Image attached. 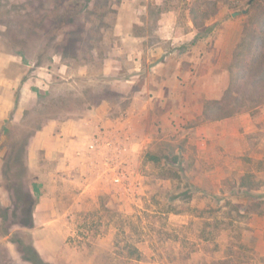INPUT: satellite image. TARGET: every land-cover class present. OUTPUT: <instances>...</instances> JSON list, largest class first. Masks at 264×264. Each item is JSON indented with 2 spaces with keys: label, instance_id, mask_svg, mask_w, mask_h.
I'll list each match as a JSON object with an SVG mask.
<instances>
[{
  "label": "rangeland",
  "instance_id": "rangeland-1",
  "mask_svg": "<svg viewBox=\"0 0 264 264\" xmlns=\"http://www.w3.org/2000/svg\"><path fill=\"white\" fill-rule=\"evenodd\" d=\"M138 35L184 51L201 44L190 120L176 99L175 130L143 146L121 137L93 175L62 177L45 152L30 164L29 137L47 118L75 117L104 94L116 116L138 105L121 97L126 78L104 74ZM0 44L24 56L31 77L40 63L59 67L43 75L41 105L19 126L0 125V264H264V119L241 137L194 128L264 92L244 83L264 78V0H0Z\"/></svg>",
  "mask_w": 264,
  "mask_h": 264
},
{
  "label": "crops",
  "instance_id": "crops-1",
  "mask_svg": "<svg viewBox=\"0 0 264 264\" xmlns=\"http://www.w3.org/2000/svg\"><path fill=\"white\" fill-rule=\"evenodd\" d=\"M135 39L138 44H120V54L105 59L104 74L116 72L126 78L128 90L121 97H136L138 105L127 107L121 117L116 116L111 111L109 95L104 94L106 98L103 96L100 103L86 106L75 117L47 118L29 137L30 164H39L41 154L45 152L55 159L52 164L60 171L56 174L62 177L88 176V171L93 175L99 172L96 170L98 153L120 141L121 137L131 136L132 140L138 139V146H143L163 132L175 130L179 124L174 120L176 99L182 104L183 125L185 120H190L192 94L188 82L193 73L197 77L200 61H207L206 55L201 54V44H192L184 51L174 48V44H144L142 35ZM30 68L22 54L0 44V125L19 126L26 111L41 105L40 97L49 86L47 76L43 75L59 70L54 66L45 73L42 71L44 65L40 63L37 65L39 76L31 77ZM65 68L60 71L72 69L67 65ZM76 73L71 76L74 80L78 76ZM130 83H136V87ZM198 96L204 95L199 92ZM184 98L188 100L184 101ZM263 119L264 110H260L203 122L194 128L196 135L208 139L215 131L222 138L241 137L261 130ZM91 144H95V148H90Z\"/></svg>",
  "mask_w": 264,
  "mask_h": 264
},
{
  "label": "trees",
  "instance_id": "trees-1",
  "mask_svg": "<svg viewBox=\"0 0 264 264\" xmlns=\"http://www.w3.org/2000/svg\"><path fill=\"white\" fill-rule=\"evenodd\" d=\"M250 1L254 2L256 0H250ZM237 58H238V56H237ZM243 59L247 60L246 57H244ZM250 77H251V75L248 76L246 78V80L244 81L246 87L251 86V87H254V89H256V90L260 89V88L264 89V78L263 79H256V78L251 79L252 77L251 78ZM238 84H240V83H238ZM234 88H236L235 82H232V84L230 85V90L231 89L233 90ZM226 101L229 102V99ZM246 101L249 102V105H245L243 103H240L239 107L237 109L234 108V109H228L225 111H221L220 113L215 114L211 119H221V118H225L228 116H232V115L240 113V112H244V111H248V110H254L255 108H257L258 106H260L264 103V92H256L254 94L253 93L249 94V96H247V98H246ZM29 226H31V224H29ZM140 257H141V254L138 250V259H140Z\"/></svg>",
  "mask_w": 264,
  "mask_h": 264
},
{
  "label": "built area",
  "instance_id": "built-area-1",
  "mask_svg": "<svg viewBox=\"0 0 264 264\" xmlns=\"http://www.w3.org/2000/svg\"><path fill=\"white\" fill-rule=\"evenodd\" d=\"M90 148H95V144H91V145H90ZM117 180H120V178L117 177Z\"/></svg>",
  "mask_w": 264,
  "mask_h": 264
}]
</instances>
